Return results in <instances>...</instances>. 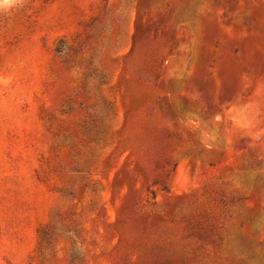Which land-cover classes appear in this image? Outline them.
Returning <instances> with one entry per match:
<instances>
[{"label":"rangeland","instance_id":"374dc122","mask_svg":"<svg viewBox=\"0 0 264 264\" xmlns=\"http://www.w3.org/2000/svg\"><path fill=\"white\" fill-rule=\"evenodd\" d=\"M0 264H264V0L0 7Z\"/></svg>","mask_w":264,"mask_h":264},{"label":"clouds","instance_id":"9594fccd","mask_svg":"<svg viewBox=\"0 0 264 264\" xmlns=\"http://www.w3.org/2000/svg\"><path fill=\"white\" fill-rule=\"evenodd\" d=\"M23 3V0H0V7H3V6H14V5H17V4H22Z\"/></svg>","mask_w":264,"mask_h":264},{"label":"trees","instance_id":"16d2710c","mask_svg":"<svg viewBox=\"0 0 264 264\" xmlns=\"http://www.w3.org/2000/svg\"><path fill=\"white\" fill-rule=\"evenodd\" d=\"M59 50H57V52H58Z\"/></svg>","mask_w":264,"mask_h":264}]
</instances>
